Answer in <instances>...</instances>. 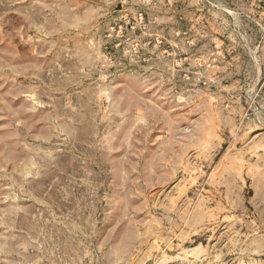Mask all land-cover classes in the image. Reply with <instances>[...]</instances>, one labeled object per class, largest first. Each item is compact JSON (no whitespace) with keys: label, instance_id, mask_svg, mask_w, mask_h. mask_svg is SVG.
<instances>
[{"label":"rangeland","instance_id":"obj_1","mask_svg":"<svg viewBox=\"0 0 264 264\" xmlns=\"http://www.w3.org/2000/svg\"><path fill=\"white\" fill-rule=\"evenodd\" d=\"M0 264H264V0H0Z\"/></svg>","mask_w":264,"mask_h":264}]
</instances>
